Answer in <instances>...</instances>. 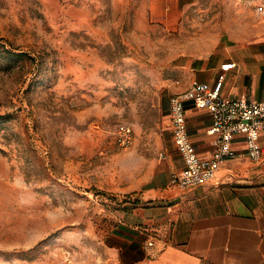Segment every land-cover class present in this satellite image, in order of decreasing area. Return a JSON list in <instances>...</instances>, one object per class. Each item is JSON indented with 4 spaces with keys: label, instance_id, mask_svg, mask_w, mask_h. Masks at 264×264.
Segmentation results:
<instances>
[{
    "label": "rangeland",
    "instance_id": "rangeland-1",
    "mask_svg": "<svg viewBox=\"0 0 264 264\" xmlns=\"http://www.w3.org/2000/svg\"><path fill=\"white\" fill-rule=\"evenodd\" d=\"M244 22L263 34L264 0H198L170 31L138 30L115 0H0V42L31 56L0 61V264H107L114 190L175 148L167 111L192 59L232 43L264 56V40H216Z\"/></svg>",
    "mask_w": 264,
    "mask_h": 264
},
{
    "label": "crops",
    "instance_id": "crops-1",
    "mask_svg": "<svg viewBox=\"0 0 264 264\" xmlns=\"http://www.w3.org/2000/svg\"><path fill=\"white\" fill-rule=\"evenodd\" d=\"M115 1L133 12L138 30L170 31L182 25L198 0ZM216 40H264V32L258 36L256 27L244 22L226 27ZM262 53L232 43L194 58L190 68L196 72L186 75V88L194 80L214 84L224 74V95L264 101ZM185 108L191 141L200 156L208 157L214 147L208 133L211 113L191 101ZM245 139L235 137L232 155L204 184H171L172 174L184 167L175 146L115 188L124 211L113 216L104 236L107 264H264V137L260 160L249 156Z\"/></svg>",
    "mask_w": 264,
    "mask_h": 264
},
{
    "label": "built area",
    "instance_id": "built-area-1",
    "mask_svg": "<svg viewBox=\"0 0 264 264\" xmlns=\"http://www.w3.org/2000/svg\"><path fill=\"white\" fill-rule=\"evenodd\" d=\"M260 10H263V7H260ZM224 77V74H221L214 84L194 80L186 89L170 98L169 127L174 144L184 160V167L171 176L172 185L187 188L210 181L222 161L232 155L237 135L245 136L247 153L252 159L260 160L262 157L264 101L224 95ZM188 101L211 113L213 123L208 133L214 136V147L208 157L200 156L191 141L185 108ZM133 139L132 126L127 123L119 124L115 131L117 144L127 149L132 145Z\"/></svg>",
    "mask_w": 264,
    "mask_h": 264
},
{
    "label": "trees",
    "instance_id": "trees-1",
    "mask_svg": "<svg viewBox=\"0 0 264 264\" xmlns=\"http://www.w3.org/2000/svg\"><path fill=\"white\" fill-rule=\"evenodd\" d=\"M29 57L31 56L27 52H17L7 48L0 42V61L6 63V67L11 68L13 63ZM8 118L6 115H0V123H3Z\"/></svg>",
    "mask_w": 264,
    "mask_h": 264
}]
</instances>
